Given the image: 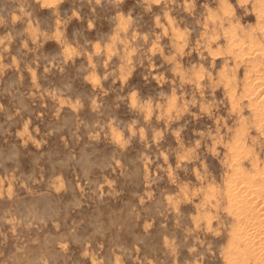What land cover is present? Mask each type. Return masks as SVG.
Here are the masks:
<instances>
[{"label":"rangeland","instance_id":"1","mask_svg":"<svg viewBox=\"0 0 264 264\" xmlns=\"http://www.w3.org/2000/svg\"><path fill=\"white\" fill-rule=\"evenodd\" d=\"M260 188L264 0H0V264H264Z\"/></svg>","mask_w":264,"mask_h":264},{"label":"bare ground","instance_id":"2","mask_svg":"<svg viewBox=\"0 0 264 264\" xmlns=\"http://www.w3.org/2000/svg\"><path fill=\"white\" fill-rule=\"evenodd\" d=\"M254 166H255V165H254ZM253 171H254V170H253ZM253 171H252V172H253ZM244 172H245V171H244ZM250 172H251V171H250ZM237 173H238V172H237ZM253 176H254V175H253ZM254 178H255V177H254ZM258 179H259V178H258ZM238 182H239V181H238ZM248 183H249V185H250L251 182L248 181ZM248 183H247V184H248ZM253 183H254V181H253ZM259 183H260V182H259ZM240 184H241V183H240ZM253 185H254V184H253ZM255 185H256V184H255ZM259 185H260V184H259ZM250 186H251V185H250ZM257 186H258V185H257ZM252 187H253V186H252ZM258 187H259V186H258ZM232 188H234V187H232ZM243 188H244V187H243ZM253 188H256V186H254ZM250 189H251V188H250ZM250 189H249V190H250ZM262 189H263V188H262ZM262 189L260 188V189L257 190V191L255 190V191H254L255 194H254V193H253V194L256 195V196H258V195H259L258 193H260L261 196H262V194H264V190H262ZM246 190H247V186H246ZM246 190H245V191H246ZM253 190H254V189H253ZM251 192H253V191H251ZM245 193H246V192H245ZM250 195H252V194H250ZM245 196H246V195H245ZM247 196H248V195H247ZM263 196H264V195H263ZM249 197H250V196H249ZM250 198H251V197H250ZM256 198H257V197H256ZM244 199H245V198H244ZM254 199H255V198H254ZM257 199H258V198H257ZM257 199H256V200H257ZM259 199H260V197H259ZM256 200H255V201H256ZM262 200H263V199H262ZM246 201H247V200H246ZM255 201L253 200V198H251V200H248L247 202H244V201H243V203H244V205H245V209H244V210H245V213H252V212H254V210H257L258 212H259V210L261 211V209L258 210V208H257V201H256V202H255ZM238 203H239V202H238ZM260 203L264 205V201H262V202H260ZM238 205H239V204H238ZM261 206H262V205H261ZM260 208H262V207H260ZM262 209L264 210V208H262ZM263 210L261 211L262 214H264V213H263ZM258 212H257V213H258ZM261 213H259V214H261ZM262 214H261V218L263 217ZM246 215H247V214H246ZM253 217H254V216H253ZM261 218L255 216L253 220L257 222V223H256V224L258 225V226H256V228H258L257 231H259V230L261 231V230H262V231L260 232V235H263V236H262V240L264 241V219L261 220ZM248 219H249V218H248ZM249 220H250V219H249ZM250 226H251V225H250ZM252 226H253V225H252ZM253 227H254V226H253ZM256 228H255V229H256ZM250 229H251V228H250ZM253 230H254V229H253ZM258 236H259V234H258ZM258 236H257V237H258ZM254 237H255V236H254ZM257 242H258V241H257ZM260 242H261V238H260ZM257 244H258V243H257ZM262 244H263V243H262ZM262 244H261V245H262ZM259 245H260V244H259ZM261 245H260V246H261ZM263 245H264V244H263ZM262 248H263V247H262ZM259 249H260V251H262L261 247H260ZM262 254H263V253H262ZM256 257H257V256H256ZM263 258H264V257H263ZM260 262H261V261H260Z\"/></svg>","mask_w":264,"mask_h":264}]
</instances>
